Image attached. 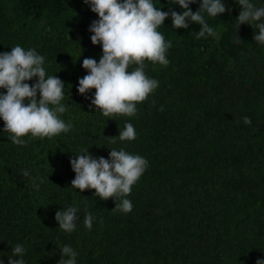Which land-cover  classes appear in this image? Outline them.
Listing matches in <instances>:
<instances>
[{
    "label": "trees",
    "instance_id": "obj_1",
    "mask_svg": "<svg viewBox=\"0 0 264 264\" xmlns=\"http://www.w3.org/2000/svg\"><path fill=\"white\" fill-rule=\"evenodd\" d=\"M153 2L163 11H183L174 0ZM222 2L225 13L205 14L215 36L197 39L193 32L200 25L174 29L169 16L158 30L171 41L170 63L145 61L146 75L159 87L137 104L134 117H105L91 106L95 89L86 96L77 91L87 75L83 60L99 63L103 54L101 45L91 43L89 27L99 17L90 6L84 0H0V53L20 45L44 56L47 75L65 86L67 111L60 118L73 125L53 138L29 134L24 145H15L0 119L2 264L20 258L12 254L17 244L25 248V264H59L67 259L61 257L64 245L78 253L76 264L264 260V44L254 41V25L236 28L238 0ZM250 2L264 7V0ZM200 3L189 7L195 12ZM125 123L133 124L136 140L105 139L118 137ZM121 148L149 162L125 197L133 204L130 213L112 211L119 200L71 188L70 160L81 149L108 159L111 149ZM70 206L79 211L68 233L55 214ZM85 210L95 217L91 230L84 225Z\"/></svg>",
    "mask_w": 264,
    "mask_h": 264
},
{
    "label": "clouds",
    "instance_id": "obj_2",
    "mask_svg": "<svg viewBox=\"0 0 264 264\" xmlns=\"http://www.w3.org/2000/svg\"><path fill=\"white\" fill-rule=\"evenodd\" d=\"M196 2L174 0V4L183 9L178 13L172 9L161 10L153 0H84L99 17L92 21L89 32L92 33L91 43L101 45L103 54L99 63L93 58L83 60L82 67L87 70V75L79 79L78 93L86 96L89 90L95 89L91 106L105 117H134L138 112L137 104L146 101L159 87L158 80L146 75L145 61L165 67L170 63L167 53L172 47L171 41H166L158 30L164 21L170 16L174 29H187L190 23L198 24L200 30L193 33L201 39L206 34L216 35L214 28L206 22L205 14L216 18L229 10L222 0H201L199 9L193 12L189 5ZM238 4L242 11L236 18V28L239 30L244 24L254 25L258 30L254 41L264 44V7H256L250 0H238ZM236 41L242 42L237 35ZM44 64V56L35 49L25 50L20 45L12 47L10 52L0 53V89L6 90V94L0 93V119L4 121L3 131L11 134V142L15 145H24L26 140L23 137L29 134L31 138H53L73 127L60 118L67 111L62 104L64 83L55 75H47ZM132 65L136 67L129 71ZM33 78L38 79L29 85L27 81ZM160 110L163 111V107ZM243 122L251 125L252 120L245 116ZM105 139L113 144L117 139L134 141L137 139L136 129L132 123H125L118 137ZM70 164L75 173L71 188L81 192L95 190V196L101 200H119L112 211L130 213L133 204L125 197L131 194L132 187L147 170L149 162L123 148L111 149L108 159L94 157L88 149H81V154L75 155ZM23 175L29 177L30 173L25 170ZM78 211L75 206L57 211L55 220L59 229L73 232ZM94 219L92 213L85 210L84 225L87 229L91 230ZM60 251L61 257L67 259L61 258L59 264H76L78 253L72 247L64 245ZM24 253L23 245L17 244L12 254L20 258H8V264H25ZM256 264H264V260H257Z\"/></svg>",
    "mask_w": 264,
    "mask_h": 264
}]
</instances>
